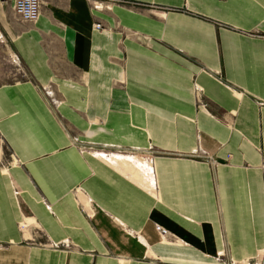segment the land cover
Instances as JSON below:
<instances>
[{"label": "crops", "instance_id": "1", "mask_svg": "<svg viewBox=\"0 0 264 264\" xmlns=\"http://www.w3.org/2000/svg\"><path fill=\"white\" fill-rule=\"evenodd\" d=\"M15 3L0 264H264V0Z\"/></svg>", "mask_w": 264, "mask_h": 264}, {"label": "built area", "instance_id": "2", "mask_svg": "<svg viewBox=\"0 0 264 264\" xmlns=\"http://www.w3.org/2000/svg\"><path fill=\"white\" fill-rule=\"evenodd\" d=\"M15 12L20 16L24 21L36 23L41 15V0H16ZM95 29L103 31L102 24H96ZM201 108H207L205 104H200ZM157 230L162 236L167 235V231L157 227Z\"/></svg>", "mask_w": 264, "mask_h": 264}, {"label": "rangeland", "instance_id": "3", "mask_svg": "<svg viewBox=\"0 0 264 264\" xmlns=\"http://www.w3.org/2000/svg\"><path fill=\"white\" fill-rule=\"evenodd\" d=\"M104 3H113V4H119L124 3V0H102ZM103 30H106V27L103 25ZM133 37L138 40V42L144 44L145 46L150 47V38L144 35H141L139 33H133ZM133 156V155H131Z\"/></svg>", "mask_w": 264, "mask_h": 264}]
</instances>
